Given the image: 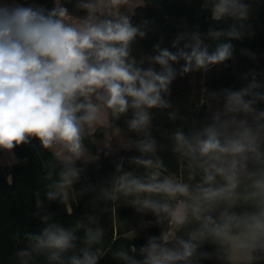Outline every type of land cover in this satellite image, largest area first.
Returning a JSON list of instances; mask_svg holds the SVG:
<instances>
[{
	"label": "clouds",
	"instance_id": "obj_1",
	"mask_svg": "<svg viewBox=\"0 0 264 264\" xmlns=\"http://www.w3.org/2000/svg\"><path fill=\"white\" fill-rule=\"evenodd\" d=\"M66 3L72 0H54L51 9L0 3V151L12 153L37 141L47 201L67 209L93 193L92 206L110 203L104 210L114 211L113 219L118 220L116 208L121 204L151 214L155 219L145 226L159 227L160 234L148 237L139 249L106 246V230L93 215L65 226L52 214H41L44 202L37 190L33 215L42 226L14 233L17 244L25 243L13 254L17 264H98L109 255L119 264H199L213 258L219 264H264L260 74H243L248 82L238 90L202 89L210 112L204 121H189L166 99L178 76L207 73L233 58L231 41L250 35V4L203 0L202 9L211 20L226 27L213 25L206 33L198 25L186 28L171 42L175 51L157 43L154 55L137 58L133 45L146 38L153 22L142 19L134 24L130 0H75L83 16ZM241 52L255 59L254 53ZM181 61L179 69L173 67ZM153 109H171L168 120L180 119L186 127L161 131L153 125ZM121 118L136 139L117 126ZM94 129L105 136L115 133L121 147L138 155L127 158L128 168L119 157L104 183H89L77 191L74 185L87 165L100 160L99 149L94 154L88 143ZM103 148L105 156L113 154L111 143ZM161 153L174 157L176 171ZM206 244L213 251H201Z\"/></svg>",
	"mask_w": 264,
	"mask_h": 264
},
{
	"label": "trees",
	"instance_id": "obj_2",
	"mask_svg": "<svg viewBox=\"0 0 264 264\" xmlns=\"http://www.w3.org/2000/svg\"><path fill=\"white\" fill-rule=\"evenodd\" d=\"M35 2L42 7L51 9L54 6V0H27L23 5ZM147 0H143V5L135 8V16L133 23H139L142 19L153 22L145 39H137L133 45V55L137 58L140 55H154L153 46L157 43L161 44V48H168L171 51V42L179 32L185 31L186 28L194 29L199 26L201 33H206L210 26L226 27L224 22L216 24L211 20L210 13L202 9L203 0H152L151 3L144 6ZM251 6V12L246 25L247 31L250 33L243 40H232L231 43L235 47L233 58L226 61L225 65H218V70L208 75L206 89L209 92L219 91L225 88L238 90L247 84V80L242 78L243 74L255 71L259 73L258 79L264 83V0H246ZM75 0L72 3H66L65 6L76 15L83 16V11H77L74 7ZM228 24L231 21L227 22ZM162 41V42H161ZM210 43V42H209ZM246 49L255 54V59L242 54L241 50ZM183 64H174L173 67L179 69ZM147 67V65H145ZM157 70L159 66L157 65ZM200 71L187 74L183 77H177L171 84V95L166 97L173 105V108L179 110V115L186 116L189 121L192 120L190 111L195 104L199 102L200 97L197 92L195 103L191 100V77L195 76L198 81ZM250 79V77H249ZM258 108L264 109V102L257 105ZM169 110L153 109V125L160 128L161 131H171L177 127H186L185 122L177 119L175 122L168 120L167 112ZM210 118V112L207 105H202L197 115L193 119L204 121ZM117 126L127 133V127L124 119L116 122ZM153 135L159 140L160 133L153 129ZM88 141L91 151L97 152L94 139H100L104 136L102 131L96 130L93 134H89ZM130 139H136L135 133H127ZM33 145H36L34 148ZM38 142L33 141L30 145H22L13 150L17 159V163L12 166H3L0 164V264H17L14 258V252L17 249H23L25 243L17 244L12 239L14 233L19 230L34 231L40 228L41 221L33 213L37 211L35 205V197L33 193L37 190L41 191V199L44 202V210L41 214L50 213L53 219L61 221L67 226L74 219H83L87 215H93L95 219L100 221V225L106 230L105 244L113 248L124 245H135L137 249L143 246L148 237L158 236L160 228L149 225L146 237L128 238L126 233L138 226L142 222L154 221L151 214L143 217L134 218L132 208L121 204L116 208V216L118 220L113 219L114 211H105L104 207H111V204L105 205L100 202L94 208L91 201L94 198L93 193H87L78 198V202H72L67 206L57 202H49L43 195L44 172L42 170L40 159L37 155ZM102 150L100 152V160L97 163L87 165V170L81 181L74 185L79 191L85 185L91 183L99 186L104 183L115 170V163L119 157L125 158V168H128L127 158L138 155L134 150H122L117 154L105 156ZM3 151H0V156ZM44 158L50 156L49 153L41 154ZM170 164L172 171H176L175 159L170 157L168 153H161ZM77 166H83L80 162ZM120 220V221H119ZM80 235H83L81 232ZM201 251H213L211 245L206 244ZM139 258V257H137ZM98 264H119L112 257L106 256L98 261ZM199 264H219L213 258L211 260H200Z\"/></svg>",
	"mask_w": 264,
	"mask_h": 264
},
{
	"label": "rangeland",
	"instance_id": "obj_3",
	"mask_svg": "<svg viewBox=\"0 0 264 264\" xmlns=\"http://www.w3.org/2000/svg\"><path fill=\"white\" fill-rule=\"evenodd\" d=\"M27 0H20V3L23 5V2H25ZM185 1H191V0H185ZM33 3V2H32ZM36 4V3H33ZM37 5V4H36ZM143 5V0H130V6H129V11H134L136 7ZM40 6V5H39ZM218 70V66H214L212 67L207 73H204L202 71H200V74L198 76V81L195 79V76L191 77L190 81H191V85H192V92H191V100L195 103V98L197 95V92L199 94L200 100L198 103L195 104L194 108L191 109L190 114H191V118L193 119L199 109L202 107L204 101H203V97L201 95V90L206 88V82L208 80V75H211V72L217 71ZM96 130H92L90 133L93 134ZM96 146V150L99 149V152H101L102 150H106L103 148L104 144L106 143H111L113 146V154H117L122 150L128 151L129 149L123 148L119 145L118 141H117V135L115 133H113L111 136H103L100 139H94L93 140ZM138 215V213H137ZM145 228H148V226H143L141 227L136 233L135 235H139L141 234V232H143V230H145ZM148 234V232H147Z\"/></svg>",
	"mask_w": 264,
	"mask_h": 264
},
{
	"label": "crops",
	"instance_id": "obj_4",
	"mask_svg": "<svg viewBox=\"0 0 264 264\" xmlns=\"http://www.w3.org/2000/svg\"><path fill=\"white\" fill-rule=\"evenodd\" d=\"M0 3H10V4H21L20 0H0ZM35 3V2H33ZM37 4V3H36ZM39 5V4H37ZM17 163V159L14 155V153H7L3 151V154L0 156V164L3 166H12L14 164ZM133 214L136 215H132L134 218L136 217H143L144 215L138 214L135 212V210L132 208ZM147 224V222H142L140 223L138 226H136L135 228H133L132 230H130L129 232L126 233V237L128 238H135V237H146L147 236V232L149 229V225L148 228H145V230H143V232H141L140 236L139 235H135V233L143 226H145Z\"/></svg>",
	"mask_w": 264,
	"mask_h": 264
}]
</instances>
